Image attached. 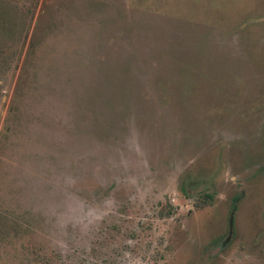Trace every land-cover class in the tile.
I'll use <instances>...</instances> for the list:
<instances>
[{"label": "rangeland", "instance_id": "obj_1", "mask_svg": "<svg viewBox=\"0 0 264 264\" xmlns=\"http://www.w3.org/2000/svg\"><path fill=\"white\" fill-rule=\"evenodd\" d=\"M0 264H264V0H0Z\"/></svg>", "mask_w": 264, "mask_h": 264}, {"label": "flooded vegetation", "instance_id": "obj_2", "mask_svg": "<svg viewBox=\"0 0 264 264\" xmlns=\"http://www.w3.org/2000/svg\"><path fill=\"white\" fill-rule=\"evenodd\" d=\"M237 201H238V197L234 198L231 207H230V211H229V215H228V221H227V234L225 236V240L227 241L229 240L235 233V209L237 206ZM233 216V220L229 221L230 216Z\"/></svg>", "mask_w": 264, "mask_h": 264}, {"label": "trees", "instance_id": "obj_3", "mask_svg": "<svg viewBox=\"0 0 264 264\" xmlns=\"http://www.w3.org/2000/svg\"><path fill=\"white\" fill-rule=\"evenodd\" d=\"M233 220V216H232V214H231V216H230V218H229V221H232Z\"/></svg>", "mask_w": 264, "mask_h": 264}]
</instances>
